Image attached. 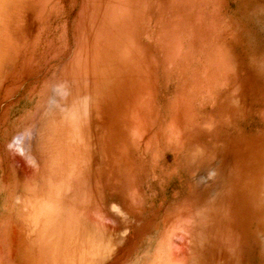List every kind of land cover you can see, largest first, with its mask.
I'll return each mask as SVG.
<instances>
[{"label": "rangeland", "instance_id": "374dc122", "mask_svg": "<svg viewBox=\"0 0 264 264\" xmlns=\"http://www.w3.org/2000/svg\"><path fill=\"white\" fill-rule=\"evenodd\" d=\"M264 264V0H0V264Z\"/></svg>", "mask_w": 264, "mask_h": 264}, {"label": "bare ground", "instance_id": "6f19581e", "mask_svg": "<svg viewBox=\"0 0 264 264\" xmlns=\"http://www.w3.org/2000/svg\"><path fill=\"white\" fill-rule=\"evenodd\" d=\"M75 264V263H74Z\"/></svg>", "mask_w": 264, "mask_h": 264}]
</instances>
